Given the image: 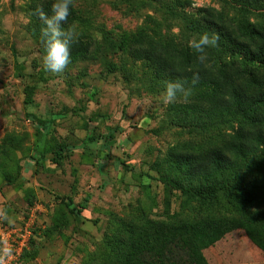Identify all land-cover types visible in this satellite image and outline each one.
Here are the masks:
<instances>
[{
	"label": "rangeland",
	"instance_id": "rangeland-1",
	"mask_svg": "<svg viewBox=\"0 0 264 264\" xmlns=\"http://www.w3.org/2000/svg\"><path fill=\"white\" fill-rule=\"evenodd\" d=\"M44 1L0 0V219L20 224L28 201L43 208L31 243L15 264L97 259V248L121 220L236 215L233 203L239 197L232 190L218 191L212 203L182 193L178 186L186 182L166 158L167 150L182 142L208 147L236 122L208 124L176 116L171 105L160 102L164 83L118 44L145 30L184 47L201 33L211 36L197 28L196 8L264 21V2L189 0L179 6L174 0H72L76 37H91L95 45L90 56L53 74L42 67L40 29L33 28V10ZM26 86L33 92L29 104L24 103ZM60 145L72 151L57 159L52 150ZM262 174L264 158L258 156L224 181L245 190L258 214L264 211ZM7 175L16 181L7 184ZM63 199L69 206L62 208ZM59 208L57 218L64 217L65 224L52 229ZM203 254L209 264L264 260L241 229L226 233Z\"/></svg>",
	"mask_w": 264,
	"mask_h": 264
},
{
	"label": "trees",
	"instance_id": "trees-1",
	"mask_svg": "<svg viewBox=\"0 0 264 264\" xmlns=\"http://www.w3.org/2000/svg\"><path fill=\"white\" fill-rule=\"evenodd\" d=\"M174 1L179 6L190 2ZM51 2L46 0L34 8L33 28H41L35 10L42 8L50 13ZM196 11L197 28L218 38L215 46L205 50L203 60L198 59L199 54L189 45L180 46L173 38L160 40L145 30L128 35L118 48L127 51L134 60L145 62L159 82L181 80L187 88L194 89L187 103L171 105L170 111L176 116L208 124L227 118L236 122L231 132L208 147L182 142L171 146L166 158L186 182L178 186L182 193L212 203L218 200V191L232 190L239 197L233 203L237 213L231 217L207 213L199 218L155 220L140 216L136 220H121L97 248V259L82 264H209L203 250L234 229L243 230L264 253V211L258 214L251 210L253 204H249L245 190L224 183L244 162L258 156L264 158V21L231 17L210 6ZM77 20L71 8L64 27L74 25ZM94 45L91 37H76L70 48L71 61L90 56ZM32 93L31 86L24 88L25 104L32 102ZM43 128L46 130L47 125ZM52 151L58 159L72 150L60 145ZM1 168L4 171L3 164ZM4 177L7 184L16 181L15 176ZM259 181L264 185V174ZM31 204L33 201H28L27 207ZM61 204L63 208L70 202L63 199ZM62 208L52 215V229H61L65 224L64 217L57 218Z\"/></svg>",
	"mask_w": 264,
	"mask_h": 264
},
{
	"label": "clouds",
	"instance_id": "clouds-1",
	"mask_svg": "<svg viewBox=\"0 0 264 264\" xmlns=\"http://www.w3.org/2000/svg\"><path fill=\"white\" fill-rule=\"evenodd\" d=\"M72 0H52L50 13L42 8L35 10V16L41 23L40 38L42 43V67L45 71L60 74L65 71L71 62L70 48L76 38L74 25L65 28L71 15ZM217 37L208 33H201L189 40V47L198 55V59H205V50L217 44ZM190 89L181 80H168L163 84L160 93V102L164 106L179 102L187 103ZM7 219V217H5ZM11 222V221H10ZM5 255L11 254V249H3Z\"/></svg>",
	"mask_w": 264,
	"mask_h": 264
},
{
	"label": "built area",
	"instance_id": "built-area-1",
	"mask_svg": "<svg viewBox=\"0 0 264 264\" xmlns=\"http://www.w3.org/2000/svg\"><path fill=\"white\" fill-rule=\"evenodd\" d=\"M43 208L33 202L22 217L20 224L9 226L0 219V264H15L24 249L28 247L34 228L39 225ZM11 249V254L5 255L3 249Z\"/></svg>",
	"mask_w": 264,
	"mask_h": 264
},
{
	"label": "crops",
	"instance_id": "crops-1",
	"mask_svg": "<svg viewBox=\"0 0 264 264\" xmlns=\"http://www.w3.org/2000/svg\"><path fill=\"white\" fill-rule=\"evenodd\" d=\"M254 249H256V248L254 247ZM254 263L255 264H264V260H257V261H254ZM246 264H248V263H246Z\"/></svg>",
	"mask_w": 264,
	"mask_h": 264
}]
</instances>
